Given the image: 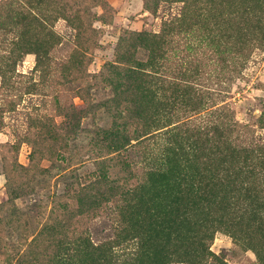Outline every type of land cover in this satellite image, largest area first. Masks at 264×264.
I'll use <instances>...</instances> for the list:
<instances>
[{"label":"rangeland","instance_id":"obj_1","mask_svg":"<svg viewBox=\"0 0 264 264\" xmlns=\"http://www.w3.org/2000/svg\"><path fill=\"white\" fill-rule=\"evenodd\" d=\"M0 264H264V0H0Z\"/></svg>","mask_w":264,"mask_h":264}]
</instances>
